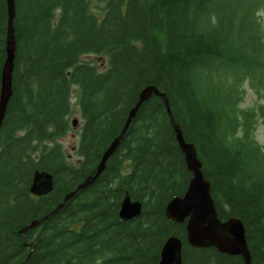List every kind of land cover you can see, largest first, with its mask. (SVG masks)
<instances>
[{"label":"trees","instance_id":"obj_1","mask_svg":"<svg viewBox=\"0 0 264 264\" xmlns=\"http://www.w3.org/2000/svg\"><path fill=\"white\" fill-rule=\"evenodd\" d=\"M15 11L13 94L0 127V264H160L173 234L183 264H245L192 246L186 221L166 217L193 174L156 94L100 176L22 233L96 173L149 85L167 95L195 145L219 218L244 223L251 264H264V146L254 137L264 105H242L247 89L264 99V0H15ZM7 32L0 0V92ZM91 53L106 67L82 59ZM74 86L83 118L75 162L57 141L70 128ZM36 169L54 175L47 195L30 192ZM126 192L143 212L124 221Z\"/></svg>","mask_w":264,"mask_h":264},{"label":"water","instance_id":"obj_2","mask_svg":"<svg viewBox=\"0 0 264 264\" xmlns=\"http://www.w3.org/2000/svg\"><path fill=\"white\" fill-rule=\"evenodd\" d=\"M8 6V32L6 46V60L2 71V82L0 92V127L3 124L9 100L13 94V71L16 57V35H15V0H7ZM161 96L166 109L171 116V120L176 132V138L180 148L185 154V159L189 170L193 176L188 188L183 195L173 197L166 205V217L178 222H187V240L197 248L214 246L219 251L230 255H242L245 264H251V254L247 243L246 228L244 223L237 217H230L222 220L218 216L215 201L211 194V183L204 176L202 161L198 157L197 149L191 142H187L181 129L175 123L169 105L168 97L156 86L145 87L139 95L135 106L130 110L126 123L120 134L111 142L103 153L97 171L90 175L74 191L66 195L64 200L51 212L42 218L33 220L21 231L25 233L27 229L41 224L49 216L61 209L65 203L74 196L80 189H83L94 182L105 169L106 161L116 150L120 141L124 138L133 119L136 117L142 104L152 95ZM77 120L73 121L76 125ZM54 189V175L48 170L36 169L30 192L36 196L46 195ZM143 212V204L140 200L132 199L129 192H126L120 204L119 217L126 221L140 216ZM182 240L175 234L171 235L164 243L161 250L160 264H183ZM28 258V257H27ZM27 258L21 263L24 264Z\"/></svg>","mask_w":264,"mask_h":264},{"label":"rangeland","instance_id":"obj_3","mask_svg":"<svg viewBox=\"0 0 264 264\" xmlns=\"http://www.w3.org/2000/svg\"><path fill=\"white\" fill-rule=\"evenodd\" d=\"M97 8L101 9V5L96 2ZM263 24H264V14L262 16ZM82 59L85 61L94 62L100 68L106 67V59L105 57L98 54H85L82 56ZM78 87L74 86L72 89V111L68 116L70 128L66 134L57 138V141L61 143L65 153L68 156L70 161H77L79 159L76 153V147L80 140L81 128L83 124V118L80 111V107L78 104ZM264 105V99H260L259 96L251 89H247L246 96L242 105L244 107L256 106V105ZM77 120L76 125L72 124V121ZM255 139L264 146V115H258L256 128L254 131Z\"/></svg>","mask_w":264,"mask_h":264},{"label":"bare ground","instance_id":"obj_4","mask_svg":"<svg viewBox=\"0 0 264 264\" xmlns=\"http://www.w3.org/2000/svg\"><path fill=\"white\" fill-rule=\"evenodd\" d=\"M96 171H97V170H96ZM103 171H104V170H103ZM103 171H102V172H103ZM99 176H100V175H99ZM99 176H98V177H99ZM98 177H97V178H98ZM92 183H93V182H92ZM92 183H91V184H92ZM88 186H89V185H88ZM54 188H55V185H54ZM53 190H54V189H53ZM48 194H49V193H48ZM46 195H47V194H46ZM124 197H125V196H124ZM123 199H124V198H123ZM123 199H122V200H123ZM132 199H133V198H132ZM134 200H135V199H134ZM121 202H122V201H121ZM120 204H121V203H120ZM165 208H166V207H165ZM119 210H120V208H119ZM118 214H119V213H118ZM165 215H166V214H165ZM120 219H121V218H120ZM133 219H134V218H133ZM168 219H169V218H168ZM121 220H122V219H121ZM131 220H132V219H131ZM169 220H171V219H169ZM171 221H173V220H171ZM173 222H175V221H173ZM175 223H178V222H175ZM182 223H183V222H182ZM185 223L187 224V222H185ZM186 231H187V229H186ZM176 236H177V235H176ZM162 248H163V247H162ZM182 248H183V246H182ZM161 250H162V249H161ZM160 254H161V253H160ZM160 258H161V256H160ZM159 263H160V262H159Z\"/></svg>","mask_w":264,"mask_h":264}]
</instances>
